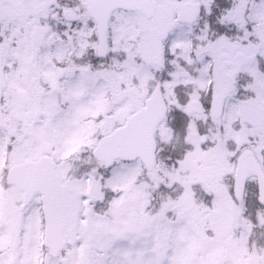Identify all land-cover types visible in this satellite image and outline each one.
I'll list each match as a JSON object with an SVG mask.
<instances>
[{"label":"snow or ice","instance_id":"obj_1","mask_svg":"<svg viewBox=\"0 0 264 264\" xmlns=\"http://www.w3.org/2000/svg\"><path fill=\"white\" fill-rule=\"evenodd\" d=\"M0 264H264V0H0Z\"/></svg>","mask_w":264,"mask_h":264}]
</instances>
